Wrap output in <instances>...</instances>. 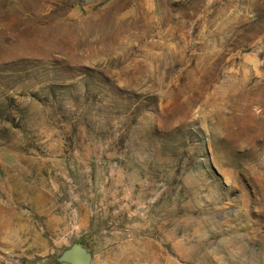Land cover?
I'll return each mask as SVG.
<instances>
[{
  "label": "rangeland",
  "instance_id": "374dc122",
  "mask_svg": "<svg viewBox=\"0 0 264 264\" xmlns=\"http://www.w3.org/2000/svg\"><path fill=\"white\" fill-rule=\"evenodd\" d=\"M264 264V0H0V264Z\"/></svg>",
  "mask_w": 264,
  "mask_h": 264
},
{
  "label": "water",
  "instance_id": "95a60500",
  "mask_svg": "<svg viewBox=\"0 0 264 264\" xmlns=\"http://www.w3.org/2000/svg\"><path fill=\"white\" fill-rule=\"evenodd\" d=\"M93 251L83 241H75L57 257L60 264H92Z\"/></svg>",
  "mask_w": 264,
  "mask_h": 264
}]
</instances>
